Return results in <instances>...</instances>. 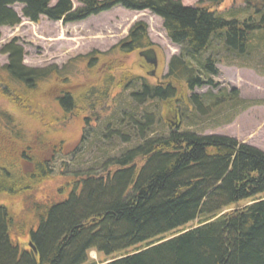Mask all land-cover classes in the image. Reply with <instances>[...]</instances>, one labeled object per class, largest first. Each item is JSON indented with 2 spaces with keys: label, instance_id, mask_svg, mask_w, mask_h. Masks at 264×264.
<instances>
[{
  "label": "trees",
  "instance_id": "16d2710c",
  "mask_svg": "<svg viewBox=\"0 0 264 264\" xmlns=\"http://www.w3.org/2000/svg\"><path fill=\"white\" fill-rule=\"evenodd\" d=\"M78 1L81 6L74 10L71 0H56L54 6V0H0V27L15 28L21 23L12 9L15 4L23 5V17L35 23L41 17L74 23L122 6L161 18L180 54L170 60L159 85L133 75L125 66L127 57L153 46L146 24H135L109 53L94 51L69 61L74 67L85 64L84 77L94 76V83H81L85 89L71 95L62 88L79 76H70L68 66L30 68L24 65V48L17 40L4 45L8 63L0 68V97L34 119L44 121L40 103L47 99L49 84L53 86L50 94L63 110L88 103L91 113L107 111L105 105L118 102V97H112L115 89L120 93L134 89L129 102L136 109L130 108L135 115L125 112L122 119L108 120L110 125L125 127L123 140L135 147L101 163L94 173L90 169L79 174L84 182L77 194L74 190L45 208L37 231L30 234L37 256L29 247L21 252L11 241L12 220L0 207V264H87L92 250L105 256L126 252L102 264H264V152L233 138L181 131V118L175 128L170 124L167 134L151 137L158 113L151 117L139 112L144 105L159 103L168 114L183 104L203 115L205 109L226 108L228 97L230 103L243 104L236 90L185 97L186 92L218 86L215 61L204 58L217 38L227 52L240 58L253 49H264V0H244L247 9L225 17L203 4L186 7L179 0ZM221 1L208 3L218 6ZM252 7L256 13H251ZM116 54L119 59L109 60ZM0 117L4 120L0 119V193H20L25 186L33 188L50 179L51 167L31 159L32 148L25 149L29 141L18 139L24 132L11 129L14 124L19 128L21 122L7 110H0ZM99 132L109 145L118 140L114 130L106 139L102 137L105 128ZM20 158L30 166L22 164L20 176L12 175L10 163ZM249 200L256 202L245 206ZM195 221L196 227L187 228Z\"/></svg>",
  "mask_w": 264,
  "mask_h": 264
},
{
  "label": "rangeland",
  "instance_id": "374dc122",
  "mask_svg": "<svg viewBox=\"0 0 264 264\" xmlns=\"http://www.w3.org/2000/svg\"><path fill=\"white\" fill-rule=\"evenodd\" d=\"M71 1L74 10L81 6L78 0ZM179 1L184 6L193 8L203 4L202 6H206L212 12L224 17L248 8L244 4V0H222L218 6L210 5L208 0ZM55 4L56 0L51 5ZM23 8L24 6L21 4L12 6L21 19V23L17 27H0V68L8 63V56L2 53V48L13 40H17L18 44L24 48L25 66L36 69L57 66L61 70L64 66H68L70 76H79L78 79L72 77L67 87L62 88L70 91L71 95H78L85 89V86H80L81 83L85 82L90 85L94 83V76L91 79L84 77L85 64L74 67L69 64V61H74L79 56H85L94 51L109 53L115 45L127 38L130 29L135 24H146L148 37L153 44L149 49L156 51L159 64L155 75L151 76L149 73L153 70L146 69L144 60L138 55L139 52H134L125 60L127 70L133 75L144 77L151 85H159L168 73L170 60L180 54V47L168 38L161 18L150 11H134L116 6L74 23L51 21L45 17H41L40 21L35 23L23 17ZM249 10L252 11L251 13H256V9L253 7ZM261 14H264V9ZM212 45L204 58L212 57L214 59L218 71L214 82L218 86L212 89L208 87L195 89L191 93L186 92L185 99H189L193 94L216 95L221 90L227 92L236 90L243 104H235L237 101L230 103L228 97L224 100L228 105L225 106L226 108L221 106L218 109H205L203 115L197 114L195 110H190L183 104L180 105L179 110L178 107H175L176 109L168 114L159 103L144 105L139 108V112L143 115L152 117L154 111L158 113L154 118V132L151 137L167 134L170 131L171 122H175L174 125L171 124V128H175L179 125V118H181V131L196 132L200 136L233 138L241 144L264 152V49H253L240 58L227 52L220 38L214 40ZM108 58L116 60L120 57L116 54L110 55ZM114 74L117 77L120 75L119 72H114ZM52 88L51 84L46 86L47 99H43L40 103V112L42 113L40 118L42 117L45 124L41 119L37 120L29 114H24L7 99L0 97V110H7L16 117L18 122H21L19 128L16 126L17 124L13 123L14 126L11 129L13 128V131L19 129L22 133L24 132L21 139L20 136L18 139L22 140L23 137H26V140L29 141V145H25V149L32 148L28 152V156L31 159H35V157L41 159L52 169L51 178L34 185L33 188L28 189V186H25L20 193H0V207L6 208L12 220L11 241L17 244L21 252L28 250V244L31 241L30 234L37 231L45 208L52 205V202L58 203L69 196L68 186L73 180L71 174H85L90 169L95 171V168L101 163L104 164L109 159L120 156V152L124 153L135 147L134 144H131L132 142H124L125 127H115L111 122V125L108 122L110 119H122L125 112L135 115L130 108L135 110L136 105L129 102V94L135 91L134 89L124 93H120L116 89L113 90L112 97H118L116 106L112 102L105 105L107 111L100 109L91 113L88 103L76 108L64 109L67 111L64 112L50 94ZM81 107L84 109L83 111ZM157 118H160L161 121ZM0 119L4 122L2 117ZM50 122H54V124L53 127L48 128ZM185 122L190 126H187ZM102 128H105V134L102 135L104 139L112 130L118 132L117 142L114 141L112 145H109L105 143V140H101L99 131ZM32 141L38 142L36 144L38 148ZM19 160L14 161L17 166L14 165L15 163L11 166L10 163L12 175L20 176V170L23 169L21 167L24 166L22 164L28 163L27 161L22 162L21 158ZM25 165L30 166L29 164ZM14 166L17 167V171ZM28 171L26 174L30 173ZM254 202L256 200H249L244 205H251ZM234 209H236L235 206L230 211ZM196 225L197 221L187 228H194ZM173 234H168L165 237H170ZM138 248L140 247L135 249ZM125 253L105 256L92 250L87 254V264L106 263L120 258Z\"/></svg>",
  "mask_w": 264,
  "mask_h": 264
},
{
  "label": "water",
  "instance_id": "95a60500",
  "mask_svg": "<svg viewBox=\"0 0 264 264\" xmlns=\"http://www.w3.org/2000/svg\"><path fill=\"white\" fill-rule=\"evenodd\" d=\"M138 55H139L140 58L145 60L146 64H148L149 66H151L153 68V73H152L151 76H154L155 71L157 70L158 64H159L156 51L154 49H147V50L139 52ZM172 125H174V124H172ZM28 247H29L30 250L33 251L35 256L38 255L37 249H36L35 245L32 242H30L28 244Z\"/></svg>",
  "mask_w": 264,
  "mask_h": 264
},
{
  "label": "flooded vegetation",
  "instance_id": "af4514ba",
  "mask_svg": "<svg viewBox=\"0 0 264 264\" xmlns=\"http://www.w3.org/2000/svg\"><path fill=\"white\" fill-rule=\"evenodd\" d=\"M144 62H145V61H144ZM145 64H146V62H145ZM146 69L151 70V71L153 70L152 67L149 66L148 64H146ZM152 73H153V71L150 72L149 74L152 75ZM154 75H155V74H154ZM63 111H64V112H67V111H65V110H63ZM73 156H74V155H73ZM91 173H94V171H92ZM78 175H79V173H73V174H71V178H72L73 180H72L71 183H69V186H68V188H69V190H70L69 195H70L72 192H74V190H75V194H77L78 189L81 188L82 183L84 182V180H79V179H81V178L77 177Z\"/></svg>",
  "mask_w": 264,
  "mask_h": 264
}]
</instances>
